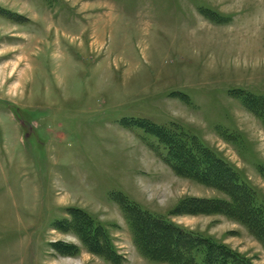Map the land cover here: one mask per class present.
I'll use <instances>...</instances> for the list:
<instances>
[{
    "label": "rangeland",
    "instance_id": "rangeland-1",
    "mask_svg": "<svg viewBox=\"0 0 264 264\" xmlns=\"http://www.w3.org/2000/svg\"><path fill=\"white\" fill-rule=\"evenodd\" d=\"M248 94L264 0H0V264H264L225 171L264 207ZM157 128L195 137L213 174L173 171Z\"/></svg>",
    "mask_w": 264,
    "mask_h": 264
},
{
    "label": "trees",
    "instance_id": "trees-1",
    "mask_svg": "<svg viewBox=\"0 0 264 264\" xmlns=\"http://www.w3.org/2000/svg\"><path fill=\"white\" fill-rule=\"evenodd\" d=\"M245 103H247V107L254 112L260 119L264 120V96H256V95H246L245 97ZM155 136L159 139V142L164 145V149L166 150V154L163 156V159L167 161L172 167L173 171L177 172L178 169H187V172L193 173V171H196L199 174V177L206 176L205 173L212 172L210 174H213V170L216 168L212 164V161H216L213 153L206 147H203L201 144H199V141L195 137L184 135V134H177L176 131H171V129H163V128H157V131L153 132ZM186 161L189 163L192 162V164L189 166V168H186ZM186 162V163H185ZM194 166V167H193ZM224 169V168H223ZM225 171L230 174L231 178V185L236 186L240 190H243V194L247 196L248 199V207L251 211V214L254 215L252 220L255 222L261 223L262 227L264 228V207L260 204H257L256 198L253 196L249 188L245 186V184H242V182L239 181V177L236 173V171H233L228 164H226ZM205 172V173H203ZM209 174V175H210ZM219 182V181H218ZM220 183V182H219ZM228 186L225 185V190L229 191ZM252 194V195H251ZM238 202L236 199L235 202ZM236 205L239 206L240 202ZM139 211V210H138ZM86 220V223H84L85 227L82 228V223L78 222L74 228L84 230L86 229L88 236L87 238L84 236L82 240L87 243V240H90L89 237L91 236L90 231L92 230V225L90 224L91 220ZM138 220V218H137ZM148 220V219H147ZM76 222V221H75ZM154 219L149 222V225L156 223ZM92 223V222H91ZM161 225L160 227H162ZM163 228V227H162ZM149 231V229L147 230ZM99 236L98 232L94 230V234L90 237L91 240H94L95 245L99 246V243L97 241V237ZM180 237L176 236V239L179 240ZM94 245V246H95ZM98 248V247H97ZM223 250V249H221ZM187 252V251H186ZM188 253H193V251L190 250ZM212 254V257L210 256ZM206 256V253L203 254L204 256L202 258V262L205 261L206 258L210 257V260L212 264H244L242 261L237 260L233 261V256H228L226 252L223 250L221 252L220 260H216L218 257L217 253H211ZM209 262L208 264H211Z\"/></svg>",
    "mask_w": 264,
    "mask_h": 264
}]
</instances>
